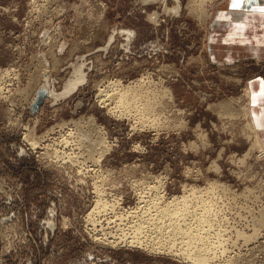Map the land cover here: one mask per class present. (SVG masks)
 <instances>
[{"label":"rangeland","instance_id":"rangeland-1","mask_svg":"<svg viewBox=\"0 0 264 264\" xmlns=\"http://www.w3.org/2000/svg\"><path fill=\"white\" fill-rule=\"evenodd\" d=\"M224 2L0 0V264H264V64L210 43Z\"/></svg>","mask_w":264,"mask_h":264},{"label":"crops","instance_id":"crops-1","mask_svg":"<svg viewBox=\"0 0 264 264\" xmlns=\"http://www.w3.org/2000/svg\"><path fill=\"white\" fill-rule=\"evenodd\" d=\"M212 15L210 43L213 47L216 43L221 44L228 53L227 58H250L264 64V0L243 3L225 0ZM251 89L252 113L264 142V77L252 79Z\"/></svg>","mask_w":264,"mask_h":264},{"label":"water","instance_id":"water-1","mask_svg":"<svg viewBox=\"0 0 264 264\" xmlns=\"http://www.w3.org/2000/svg\"><path fill=\"white\" fill-rule=\"evenodd\" d=\"M50 93V89L49 87L46 85L42 88H40L37 91L36 94V100L33 102L32 106H31V112H33V114H37L38 110L40 109V107L42 106V104L45 102V100L47 99V96Z\"/></svg>","mask_w":264,"mask_h":264},{"label":"bare ground","instance_id":"bare-ground-1","mask_svg":"<svg viewBox=\"0 0 264 264\" xmlns=\"http://www.w3.org/2000/svg\"><path fill=\"white\" fill-rule=\"evenodd\" d=\"M179 3H180V2H179ZM181 6H182V5H181ZM178 7H179V6H178ZM177 11H178V10H177ZM177 11H176V12H177ZM178 13H179V12H178ZM175 17H176V16H175ZM51 94H52V88H50V93H49V95H51ZM116 94H117V93H116ZM114 95H115V94H114ZM116 97H117V96H116ZM108 98H109V97H108ZM114 98H115V97H114ZM117 98H118V97H117ZM116 102H117V101H116ZM60 142H61V141H60ZM96 145H97V144H96ZM100 146H101V145H100ZM104 146H105V145H104ZM100 151H101V150H100ZM98 152H99V150H98ZM98 152H97V153H98ZM176 200H177V199H176ZM174 201H175V200H174ZM172 206H173V205H172ZM163 207H165V206H163ZM170 207H171V205H170ZM158 208H159V207H158ZM168 211H169V210H168ZM171 211H172V210H171ZM174 211H176V210H174ZM134 213H135V212H134ZM130 214H131V213H130ZM157 214H158V213H157ZM131 215H132V214H131ZM134 215H135V214H134ZM151 215H152V214H151ZM151 215H150V217H151ZM170 215H171V214H170ZM178 215H179V213H178ZM157 216H158V215H157ZM163 216H164V215H163ZM132 217H133V216H132ZM137 217H138V216H137ZM142 217H143V216H142ZM152 217H153V216H152ZM155 217H156V216H155ZM175 217H176V216H175ZM158 218H159V216H158ZM167 218H168V217H167ZM172 218H173V217H172ZM132 219H133V218H132ZM141 219H142V218H141ZM15 220H16V219H15ZM150 220H151V218H150ZM154 220H155V219H154ZM160 220H161V219H160ZM164 220H165V218H164ZM13 221H14V220H13ZM137 221H138V220H137ZM137 221H136V222H137ZM173 221H174V220H173ZM131 222H132V221H131ZM140 222H141V221H140ZM151 222H152V221H151ZM153 222H154V221H153ZM175 222H176V221H175ZM129 223H130V222H129ZM132 223H133V222H132ZM138 223H139V222H138ZM142 223H143V222H142ZM147 223H148V221H147ZM157 223H158V222H157ZM163 223L165 224V222H163ZM168 223H169V222H168ZM168 223H167V224H168ZM106 224H107V223H106ZM130 224H131V223H130ZM153 224H154V223H153ZM164 224H163V225H164ZM171 224H173V223H171ZM94 225H95V224H94ZM128 225H129V224H128ZM134 225H135V224H134ZM134 225H133V226H134ZM155 225H156V224H155ZM108 226H109V225H108ZM134 227H135V226H134ZM147 227H148V226H147ZM156 227H157V226H156ZM162 227H163V226H162ZM175 227H176V226H175ZM175 227H174V228H175ZM144 228H146V227H144ZM159 228H160V227H159ZM165 228H166V227H165ZM168 228H169V227H168ZM171 228H172V227H171ZM154 229H155V228H154ZM154 229H153V230H154ZM176 229H177V228H176ZM179 229H180V227H179ZM150 230H151V228H150ZM162 230H163V229H162ZM158 231H159V230H158ZM177 231H178V230H177ZM177 231H175V234H176ZM167 232H168V231H167ZM169 232H170V230H169ZM179 232H180V231H179ZM154 233H155V231H154ZM162 233H163V232H162ZM171 233H172V230H171ZM168 234H170V233H168ZM160 235H161V233H160ZM166 235H167V233H166ZM172 235H173V234H172ZM167 238H168V237H167ZM171 238H172V237H171ZM171 238H170V239H171ZM174 239H175V238H174ZM128 242H129V241H128ZM130 243L133 244V245H138L139 242H137V241L134 242V240H132V241H130ZM156 245H157V244H156ZM158 245H159V244H158ZM161 245H163V244H161ZM168 246H169V245H168ZM159 247H160V246H159ZM164 247H165V246H164ZM159 249H160V248H159ZM171 249H173V248H171ZM169 252H170V251H169Z\"/></svg>","mask_w":264,"mask_h":264},{"label":"snow or ice","instance_id":"snow-or-ice-1","mask_svg":"<svg viewBox=\"0 0 264 264\" xmlns=\"http://www.w3.org/2000/svg\"><path fill=\"white\" fill-rule=\"evenodd\" d=\"M241 3L246 2V0H240Z\"/></svg>","mask_w":264,"mask_h":264}]
</instances>
